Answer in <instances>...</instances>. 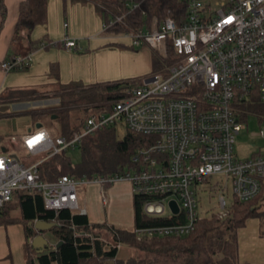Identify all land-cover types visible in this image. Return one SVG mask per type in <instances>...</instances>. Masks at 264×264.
I'll return each instance as SVG.
<instances>
[{"label": "built area", "instance_id": "built-area-1", "mask_svg": "<svg viewBox=\"0 0 264 264\" xmlns=\"http://www.w3.org/2000/svg\"><path fill=\"white\" fill-rule=\"evenodd\" d=\"M190 0L186 22L169 18L152 31H132L117 37L132 48L150 47L176 60L167 72L156 73L126 89V96L111 113L90 117L71 137L52 136L46 128L21 139L11 137L0 154V208L19 191H37L48 210L80 209L78 188L129 182L134 195L148 199L144 212L152 217H181L182 222L135 229L138 240L154 237H187L200 220L199 189L212 177L226 176L234 197L243 203L255 200L264 186V151L241 159L237 137L249 118L264 120V0ZM119 18L117 22H120ZM112 24L104 23L107 33ZM63 45L76 50V40ZM28 58L11 57L1 66L6 74L22 69ZM256 97L262 113L236 106ZM242 113V114H241ZM124 126L151 140L133 158L137 169L125 176L105 178L61 177L41 180L39 167L48 159L76 149L90 135L111 126ZM264 139V130L260 132ZM23 149L41 162L28 164L10 151ZM178 208L175 213L171 203ZM222 219L229 213L226 197L219 201Z\"/></svg>", "mask_w": 264, "mask_h": 264}, {"label": "trees", "instance_id": "trees-1", "mask_svg": "<svg viewBox=\"0 0 264 264\" xmlns=\"http://www.w3.org/2000/svg\"><path fill=\"white\" fill-rule=\"evenodd\" d=\"M72 2L93 3L103 22L112 24L107 32L110 35L140 30L152 31L169 18L182 25L186 22L190 5V0H72ZM48 9L49 0H26L20 7L14 41L18 42L22 38V33L28 34L30 39L37 27L46 25ZM6 18L7 7L5 1L0 0V34ZM119 18L122 20L117 22ZM30 42L27 54H17L14 57L28 58L36 50L49 49L59 44L47 40L46 37ZM173 55L170 49L165 62H158L156 73L169 70L174 62L171 60ZM28 70L29 63L13 72ZM137 83L124 81L97 85L74 83L62 86L52 95L34 90H9L0 96V119L12 117L7 112L10 103L29 100L33 103L46 104L50 100H57L56 105L47 104L48 108L36 109L30 114L36 120H41L45 116L58 117L52 119L58 128L57 135L69 138L75 132H80L90 117L111 113L126 96V89ZM236 107L245 111L241 113L243 120L247 119L249 113H262L255 96L244 105ZM118 127L120 126H111L87 136L76 148L82 154V159L77 164L73 163L69 155L70 150L45 161L39 167L41 180L56 182L63 176L77 180L84 177L105 178L125 176L134 172L137 166L133 158L140 150L147 148L151 140L130 131H127L124 138L119 139ZM5 141L0 137V154L5 153L7 149ZM110 187L112 186L106 185V188ZM147 201L146 197L135 195V229L182 222L181 217L148 216L144 212ZM260 204L259 209L257 207ZM228 211L227 217L222 219L218 214L201 217L196 231L187 237H154L138 240L135 229L91 225L88 217L79 211L48 210L43 195L32 190L15 193L13 200L0 208V227L10 225L25 227L26 264H241L239 231L247 226L250 219L260 220L261 228L264 229V186L260 195L251 202L243 203L235 198ZM16 212L19 214L16 215ZM36 221L54 225L50 231L61 244L58 248H53L49 244L41 251L32 246V240L38 234L32 231L29 224ZM120 246L134 250L137 255L127 260H119Z\"/></svg>", "mask_w": 264, "mask_h": 264}, {"label": "crops", "instance_id": "crops-1", "mask_svg": "<svg viewBox=\"0 0 264 264\" xmlns=\"http://www.w3.org/2000/svg\"><path fill=\"white\" fill-rule=\"evenodd\" d=\"M4 1L7 7V18L4 28L0 34V96L9 90H26L23 88H28L25 87L27 85H17L16 80L10 78L9 76L12 73L25 72H10L6 74L2 71L1 66L10 57H14L17 54H27L30 50V41H38L43 37H46L47 40H50L53 43L59 44L49 49H39L38 51L36 50L29 56V70L26 71V73H31L35 76L36 79L33 83V86L42 88L58 86V88H61L62 86L74 83L91 84L90 80H93L96 77L97 73H101V70L98 67L97 57L99 53H101V49L105 47V44H92V42L87 44L83 42V39H85L86 37H91L94 36V34L99 33V24L98 20L96 21V18H93L91 26L88 22H84L83 25L81 24V27H79V25L75 26L73 18L70 17L69 20L67 11L63 10V8L61 7L60 11L57 10L55 18H57L59 15L60 23L64 22V19L66 20V22L63 23L64 28L68 30L66 34H54L53 31L46 28L37 38L33 37L34 32L32 33L30 39L28 37V34L22 33V38L18 42H15V28L20 13V7L26 0ZM50 4L51 1L49 0L48 20L46 25L49 24L50 20ZM62 4L64 3L62 2ZM100 20L101 25H103V33L104 22L101 17ZM82 27H84L85 29H81ZM117 36L118 35H110L107 33V38L118 40L119 42L117 43H119V45H128L125 41L120 40ZM66 38L76 40L78 48L76 50H68L67 48H65L63 42ZM90 41H94V39H90ZM12 47H14V50H12ZM7 82L11 87L4 90L3 84H7ZM31 131L32 130H30L29 133ZM7 143L8 141H6L4 145L6 146ZM6 150L8 151V149ZM17 150L20 151L23 149L19 148ZM117 184H115L117 186L113 185L110 188H106V186L97 184H90L85 187L82 186L78 188L79 206L80 209L85 212L83 214L81 212L80 213L88 217L89 223L91 225H107L123 229H135V195L133 192V187L129 182H120ZM118 207H124L126 209L125 216L118 214V216L116 217V209ZM249 221L247 222V225ZM261 229H259V239H257L263 242L264 240L262 238H264V235L260 231ZM242 231L243 229L239 231L238 236L239 257L241 264H264V252L259 249H254L255 244L249 246L251 247V252H244L242 247ZM48 232L52 233L51 231ZM48 232H46V234ZM56 239V244H52L49 242V244L52 245L53 248H56L57 244H59L57 237ZM26 243L27 236L25 227L23 225L1 226L0 264H26ZM122 249H128V247H119L118 259L127 260L128 258H119V254Z\"/></svg>", "mask_w": 264, "mask_h": 264}, {"label": "rangeland", "instance_id": "rangeland-1", "mask_svg": "<svg viewBox=\"0 0 264 264\" xmlns=\"http://www.w3.org/2000/svg\"><path fill=\"white\" fill-rule=\"evenodd\" d=\"M50 1L51 9L49 13V24L38 27L34 31V38L39 37V35H41L43 30H45L46 28L53 31L54 34L67 33L68 30L64 28L63 24L66 22V20L64 19V22L60 23L59 15L57 18H55L57 10L60 11L61 7L63 8V10L67 11L69 20L70 17L73 18L75 26L79 25V27H81V24L83 25L84 22L90 23L91 26L93 18H96V21L98 20L100 30L99 33H96L91 37H86L85 39H83V42L87 44L91 42L92 44H105V47L101 49V53H99L97 57L98 67L100 68L101 73H97L96 77L93 80H90L91 84L84 85H97L101 83H115L123 81L142 82L146 78H150L151 76L156 74L158 62H165L166 56H164V54L162 56L148 46H144L140 49H134L132 48L131 44L127 42L126 44L128 45L123 46L117 43L119 42L118 40L107 38V33H102L103 25H101L100 15L95 12V6L93 5V3H75L72 2V0ZM216 1L217 0H213L212 4L216 3ZM62 2L64 4H62ZM81 29L84 30L85 28L82 27ZM90 39H94V41H90ZM12 50H14V47H12ZM171 60H176L175 55L172 56ZM9 76L10 78L16 80L17 85H27L25 87L28 88L22 87L26 90L38 91L39 93L45 95L56 93V91L60 90L58 86H50L48 88L33 86L36 78L31 73H12ZM3 86L4 90L11 87L8 82L7 84L4 83ZM57 103V100H50L46 104L33 103V101L29 100L10 103V105L7 107V112L10 113L12 117L10 119H0V137H3L6 141L10 140L11 137H17L21 139L24 135L29 134L30 130H32L33 132L37 131L38 124H43L52 136H56L58 134V128L57 125L52 121V116H45L41 120H36L33 118L30 112L35 111L36 109L48 108L49 106L47 104L56 105ZM262 130H264V120L260 121L257 117L251 116L249 118L247 128L242 131L241 134L237 137L236 154L238 158H252L254 157V153L264 151V139L260 137V132ZM127 131L128 130L126 129V127L120 125V127H118L119 139L124 138V136L127 134ZM8 154L18 156L22 161L28 164H36L38 162H41L45 157V155L32 157L23 150L10 151L8 152ZM69 155L72 157L73 163L75 164L79 163L82 159V154L79 149H71ZM198 192L200 217H210L220 212L219 201L222 196L226 197L229 207L233 204L235 199L233 195L232 183L231 181L227 180L226 176L212 177L209 180L208 184L200 187ZM116 210V217L118 216V214L125 216L126 209L124 207H118ZM15 214L18 215L19 213L16 212ZM261 227L262 226H260V221L258 219H251L247 227L243 229L241 234L242 247L244 252H251V247L249 246H252V244H255L254 249H259L264 252V241L262 242L258 240L259 229H261ZM260 231L264 233V229H261ZM44 235L50 243L56 244L57 239L54 234L48 232ZM262 239L264 240V238ZM135 255H137V253L130 248L122 249L119 254V258L129 259L131 257H134Z\"/></svg>", "mask_w": 264, "mask_h": 264}, {"label": "water", "instance_id": "water-1", "mask_svg": "<svg viewBox=\"0 0 264 264\" xmlns=\"http://www.w3.org/2000/svg\"><path fill=\"white\" fill-rule=\"evenodd\" d=\"M125 89V87L123 88ZM58 117L56 116H53L52 119H57ZM44 125L43 124H38L37 125V129H41L43 128ZM5 152H7V150H5ZM175 213L178 212V208L177 206L175 205L174 202L171 203ZM257 208H261V204L258 205ZM30 227L32 229V231L34 233H37L38 235L35 236L32 240V246L37 249V250H41V251H44L45 248L47 246H49V241L45 238V235L44 233L50 231L52 228H53V224H49V223H46V222H42V221H36V222H31L30 224ZM61 244H58L57 245V248L60 246Z\"/></svg>", "mask_w": 264, "mask_h": 264}]
</instances>
